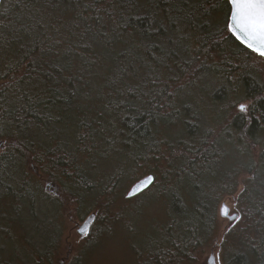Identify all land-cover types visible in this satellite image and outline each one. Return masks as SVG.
I'll return each mask as SVG.
<instances>
[{"label": "trees", "instance_id": "trees-1", "mask_svg": "<svg viewBox=\"0 0 264 264\" xmlns=\"http://www.w3.org/2000/svg\"><path fill=\"white\" fill-rule=\"evenodd\" d=\"M230 11L227 0H2L0 264H54L71 210L118 219L121 189L148 173L155 183L133 199L165 198L167 217L133 264H199L242 176L224 264H264V57L230 32Z\"/></svg>", "mask_w": 264, "mask_h": 264}, {"label": "rangeland", "instance_id": "rangeland-1", "mask_svg": "<svg viewBox=\"0 0 264 264\" xmlns=\"http://www.w3.org/2000/svg\"><path fill=\"white\" fill-rule=\"evenodd\" d=\"M241 104L244 105V103H239V106L237 105L238 108ZM177 130L178 128H174L171 130V133ZM0 141L2 140L0 139ZM4 147L5 146L2 148ZM242 179L243 176L240 177V184L237 192L232 195H227L219 202L218 217L220 227L217 239L218 244L211 245L201 253L198 258L199 264H209L208 259L211 254V249H214L215 264L225 263V247L221 245L223 236L228 228L239 224L238 221L241 217L239 216L238 219L230 222L228 218L220 217L219 207L221 203L225 201L231 207L232 211H238L240 214L237 196L243 189ZM134 181L125 184L120 194L125 195ZM160 183H162V181ZM48 191L54 194L53 188L48 189ZM120 197L117 198L114 204V208L116 209L121 208V202H117L121 199ZM147 199L149 200V198L144 197V195L139 199H128L127 203H124L129 209L124 216L118 219L115 217L116 219L114 220H110L113 216H110L108 220H105V217H103L102 220L97 219L91 234L85 238H79L77 235L74 221H81L82 219L79 216L71 218L73 215V211L71 210L70 212L72 215H70V218L66 219V233L62 238L64 245L59 251L54 264H133L135 262L133 247L143 246L144 249L147 234L151 232L155 233V228L160 226L167 217V203L165 198L155 199L153 201H148ZM88 205H90V202ZM86 214L84 216H86ZM75 215L76 214H74V216ZM73 227L74 230H72ZM18 233H20V231H18ZM31 237H33V234H31ZM16 238L18 239L13 244V248L16 249V255L22 254L27 257L28 254L25 252L22 253V245L24 250L28 252L27 249L29 246L25 242V238L22 237L21 240H19L20 238L17 236ZM7 255L9 256L11 253L9 252Z\"/></svg>", "mask_w": 264, "mask_h": 264}, {"label": "snow or ice", "instance_id": "snow-or-ice-1", "mask_svg": "<svg viewBox=\"0 0 264 264\" xmlns=\"http://www.w3.org/2000/svg\"><path fill=\"white\" fill-rule=\"evenodd\" d=\"M92 2L98 4L101 0H92ZM0 4H2V0H0ZM231 5L229 30L249 49L264 56V0H231ZM246 110V106L241 104L240 111L245 112ZM153 181V177H147L136 191L143 190ZM227 214V209H224V215L227 216ZM80 231L82 235H87L83 228Z\"/></svg>", "mask_w": 264, "mask_h": 264}, {"label": "water", "instance_id": "water-1", "mask_svg": "<svg viewBox=\"0 0 264 264\" xmlns=\"http://www.w3.org/2000/svg\"><path fill=\"white\" fill-rule=\"evenodd\" d=\"M227 1L230 3V6H231V11H230V16H229V23H230L231 13H232V5H231V0H227ZM229 23H228V25H229ZM234 36L236 37V39L239 42H241L244 46H246V44L243 43L242 40L238 39L236 35H234ZM250 50L253 51L252 49H250ZM253 52H255V51H253ZM255 53H257V52H255ZM0 145H4V142L0 141ZM2 147L3 146H0V148H2ZM147 177H153L154 178L153 183L155 182V175L153 173H150L148 175L142 176L141 178H139L137 181H135L129 187V189L126 192V197L127 198H133V197H136L137 195L143 193L144 191L148 190L153 185V183L148 185V187L144 188L143 190L136 191L138 186H140L146 180ZM46 187H47V189H50V188L54 189L55 184L50 182V183H47ZM55 191L56 190L54 189L53 192L55 193ZM224 209H227V213H228L227 216L224 215ZM219 215L222 218H228L229 221H231V222H233V221H235L236 219L239 218V213L238 212L231 213V208L225 201H223L221 203V205H220ZM96 218H97V213L93 211V212H90L81 222H77V224H76V233H77V235L79 237L87 236L90 233V231H91V229H92V227H93V225H94V223L96 221ZM81 228H83L87 232V235H82L81 234V231H80ZM208 262H209V264H215V253H214V250H212V253H211V255H210L209 259H208Z\"/></svg>", "mask_w": 264, "mask_h": 264}, {"label": "flooded vegetation", "instance_id": "flooded-vegetation-1", "mask_svg": "<svg viewBox=\"0 0 264 264\" xmlns=\"http://www.w3.org/2000/svg\"><path fill=\"white\" fill-rule=\"evenodd\" d=\"M74 222H77V221H74ZM74 226H75V224H74ZM72 230H74V227L72 228Z\"/></svg>", "mask_w": 264, "mask_h": 264}, {"label": "bare ground", "instance_id": "bare-ground-1", "mask_svg": "<svg viewBox=\"0 0 264 264\" xmlns=\"http://www.w3.org/2000/svg\"><path fill=\"white\" fill-rule=\"evenodd\" d=\"M40 244V243H39ZM1 246V245H0ZM22 255V254H21Z\"/></svg>", "mask_w": 264, "mask_h": 264}]
</instances>
